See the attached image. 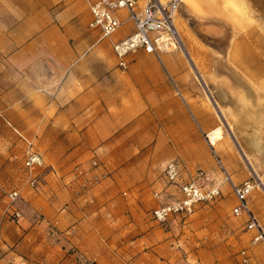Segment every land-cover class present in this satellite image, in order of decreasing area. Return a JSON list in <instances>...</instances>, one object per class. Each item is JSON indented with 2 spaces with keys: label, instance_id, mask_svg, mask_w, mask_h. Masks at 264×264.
<instances>
[{
  "label": "rangeland",
  "instance_id": "obj_1",
  "mask_svg": "<svg viewBox=\"0 0 264 264\" xmlns=\"http://www.w3.org/2000/svg\"><path fill=\"white\" fill-rule=\"evenodd\" d=\"M9 1L0 0L6 6ZM37 1L44 16L39 28L53 15L64 32L68 21L59 17L69 0ZM243 1L250 20L251 8L258 22L264 21V0ZM232 11L220 0H181L174 18L178 43L162 51L160 59L150 55L145 61L158 68L163 87L153 102L165 110L150 120L151 132L161 142L158 151H149L158 178L120 192L116 216L89 217L79 233L44 241L31 255L17 257L18 264H264V243L253 242L245 215L232 214L236 199L226 179L228 174L240 183L257 176L264 185V39L257 42L256 23L221 16ZM128 30L125 26L121 32ZM253 36L262 60L256 71L253 48L247 46ZM135 54L129 64L136 61ZM211 129L213 134L206 136ZM172 159L183 166L182 180L217 187L220 195L197 204L189 215L157 221L154 207L180 196L173 184L159 181ZM168 187L173 190L166 192ZM256 199L264 204V186L249 196L251 209ZM257 218L264 222L261 215ZM2 250L0 246V254Z\"/></svg>",
  "mask_w": 264,
  "mask_h": 264
},
{
  "label": "crops",
  "instance_id": "obj_2",
  "mask_svg": "<svg viewBox=\"0 0 264 264\" xmlns=\"http://www.w3.org/2000/svg\"><path fill=\"white\" fill-rule=\"evenodd\" d=\"M220 1L233 9L221 14L226 20L253 22L243 0ZM38 7L37 0L0 2V181L13 185L20 177L24 144L18 133L59 176L47 175L38 193L22 186L17 223L9 220L8 202L0 197V260L6 264H18L17 257L31 255L58 234L79 233L89 217L116 216L120 192L160 174L149 160V151L161 148L150 120L165 110L153 102L163 88L158 68L145 62L152 54L140 50L122 70L112 50L113 41L134 29L126 13H118L122 24L110 39H99V31L88 26L85 0H69L59 17L68 21L64 32L53 15L39 28L44 16ZM125 26L129 30L121 32ZM260 38L253 36L247 45L253 48V71L262 61L254 40ZM77 169L87 170L84 178L76 176ZM93 179L94 186L86 182ZM252 207L263 220V201L256 199Z\"/></svg>",
  "mask_w": 264,
  "mask_h": 264
},
{
  "label": "built area",
  "instance_id": "obj_3",
  "mask_svg": "<svg viewBox=\"0 0 264 264\" xmlns=\"http://www.w3.org/2000/svg\"><path fill=\"white\" fill-rule=\"evenodd\" d=\"M90 20L88 26L99 31V39H110L120 28L122 20L118 13L124 11L126 18L133 25V31L126 37L112 42V50L117 59V65L125 70L129 65V57L142 50L160 59L162 51L178 43L179 32L175 25V15L181 0H85ZM207 134V133H206ZM24 144L20 177L13 185H6L0 181V197L7 202L6 214L10 221L17 223L21 213L15 207V202L21 198L22 186H27L34 192L41 191L46 176L58 177V171L47 163L44 156L38 151L34 143L18 133ZM223 167L221 161H219ZM93 160L91 167H97ZM182 164L175 159L168 161L163 169V175L168 183L179 190L180 196L166 203H161L152 210V217L157 221H164L172 215H189L193 213L197 204L216 201L220 195L217 187H202L196 179L182 180ZM76 176L84 178L87 170L77 169ZM236 204L232 207L234 216H246L247 229L253 231V242L264 243V224L261 223L249 206L248 199L252 191L260 187L257 179L248 178L235 183L227 174ZM91 186L97 184L93 179ZM264 186V185H262ZM155 195H158L156 193ZM1 239V233H0ZM242 261L246 262L248 254L241 252Z\"/></svg>",
  "mask_w": 264,
  "mask_h": 264
},
{
  "label": "bare ground",
  "instance_id": "obj_4",
  "mask_svg": "<svg viewBox=\"0 0 264 264\" xmlns=\"http://www.w3.org/2000/svg\"><path fill=\"white\" fill-rule=\"evenodd\" d=\"M249 12L251 13V16L253 17V22L256 23V27H258V29H260L263 33H264V21H259L256 12L253 9H249ZM260 18V17H259ZM256 179L258 181V183L261 185H263L262 181H260V179L256 176Z\"/></svg>",
  "mask_w": 264,
  "mask_h": 264
}]
</instances>
